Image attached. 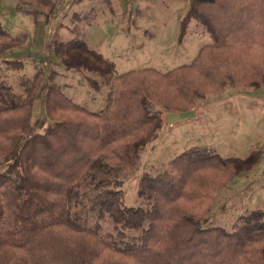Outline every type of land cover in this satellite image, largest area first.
Returning <instances> with one entry per match:
<instances>
[{"label":"trees","instance_id":"16d2710c","mask_svg":"<svg viewBox=\"0 0 264 264\" xmlns=\"http://www.w3.org/2000/svg\"><path fill=\"white\" fill-rule=\"evenodd\" d=\"M191 20L210 42L165 71L114 75L77 25L71 37L51 41L65 70L95 73L84 74L91 87H110L98 110L52 82L53 70L43 82L38 73L25 79L21 91L0 76V264H264V208L242 213L230 229L209 215L219 189L259 160L257 149L237 157L190 146L140 175L141 204L123 201V171L159 135L164 109H190L228 84L264 88V0H188L181 34ZM16 43L0 24V54ZM1 61L22 67L20 58ZM38 89L44 114L34 127Z\"/></svg>","mask_w":264,"mask_h":264},{"label":"rangeland","instance_id":"374dc122","mask_svg":"<svg viewBox=\"0 0 264 264\" xmlns=\"http://www.w3.org/2000/svg\"><path fill=\"white\" fill-rule=\"evenodd\" d=\"M18 4L36 12L18 10ZM187 4L188 0H49L38 5L32 0H0V24L17 36V43L0 54V76L14 91H21L25 79L38 73L43 82L53 70L52 82L65 86L62 90L76 102L98 110L110 87L104 83L99 90L91 87L84 74L95 73L65 70L51 41L71 37V29L77 25L82 37L112 61L114 75L145 66L165 71L191 62L211 40L203 24L195 20L181 34L180 20ZM3 56L20 58L22 67L5 68ZM192 108L194 116L174 123L166 120L164 109L161 116L166 121L159 135L141 149L134 168L123 171V201L141 204L136 192L140 175L156 172L190 146L210 147L222 156L237 157L257 149L259 160L219 189L209 211L212 223L230 229L242 213L264 208V88L228 84L196 99ZM43 114V90L38 89L31 113L34 127ZM108 226L105 219L104 229ZM139 233L135 231L136 236Z\"/></svg>","mask_w":264,"mask_h":264},{"label":"water","instance_id":"95a60500","mask_svg":"<svg viewBox=\"0 0 264 264\" xmlns=\"http://www.w3.org/2000/svg\"><path fill=\"white\" fill-rule=\"evenodd\" d=\"M196 114L195 109H186V110H181V111H169L166 113L165 117L166 120L169 121V123H174L179 121L182 118H186V117H192Z\"/></svg>","mask_w":264,"mask_h":264},{"label":"crops","instance_id":"0c3cea01","mask_svg":"<svg viewBox=\"0 0 264 264\" xmlns=\"http://www.w3.org/2000/svg\"><path fill=\"white\" fill-rule=\"evenodd\" d=\"M58 70H59V69H58ZM66 87H67V86H66ZM61 88H62V89H65V86H63V87L61 86ZM69 96H71V95H69ZM71 97H72V96H71ZM34 100H35V98H34ZM33 102H34V101H33Z\"/></svg>","mask_w":264,"mask_h":264}]
</instances>
